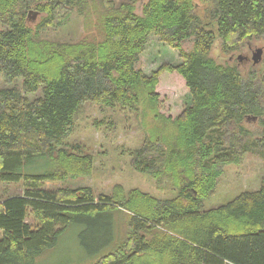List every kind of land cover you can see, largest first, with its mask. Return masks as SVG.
<instances>
[{"label":"trees","instance_id":"obj_1","mask_svg":"<svg viewBox=\"0 0 264 264\" xmlns=\"http://www.w3.org/2000/svg\"><path fill=\"white\" fill-rule=\"evenodd\" d=\"M199 1L207 5L203 17L194 0H148L141 15L130 1L99 0L108 12L101 39L70 44L41 40L39 33L59 27L86 0H0V75L9 85L0 88V182L23 187L21 196L0 202V264H35L73 225L79 246L99 255L114 242L117 210L128 212L125 235L93 264H264V180L258 191L203 209L223 166L248 153L264 158V71L256 80L210 58L216 40L223 54L264 40V0ZM32 15H43L34 29L27 26ZM151 36L180 62L146 76L136 64ZM186 41L190 51L182 48ZM164 73L182 78L190 105L173 120L155 115V127L131 153V167L159 190L170 184L175 198L121 187L110 196L44 187L91 173L89 155L62 147L82 105L144 118L142 107L156 110ZM248 120L257 121L262 139H249Z\"/></svg>","mask_w":264,"mask_h":264},{"label":"rangeland","instance_id":"obj_2","mask_svg":"<svg viewBox=\"0 0 264 264\" xmlns=\"http://www.w3.org/2000/svg\"><path fill=\"white\" fill-rule=\"evenodd\" d=\"M126 1L133 3L135 14L141 15L142 6L148 0H114L116 5ZM194 2L197 5L196 12L203 17L207 5H203L199 0ZM107 13L99 0H86L78 9H73L59 27L40 32V39L70 44L89 40L99 41L103 33V19ZM42 17L43 15L30 16L27 26L34 29ZM210 26L215 30L214 24ZM182 48L190 51L192 43L186 41L182 44ZM256 49L262 50V57L258 64L253 65L252 55ZM238 57H241L240 61ZM210 58L218 64H234L242 76L246 77L252 73L257 80L264 71V40L245 41L237 50L228 54L222 53L220 41L216 40L211 48ZM179 62L175 50L159 43L151 36L136 67L144 75L149 76L165 63L176 66ZM6 86L9 87L0 75V88ZM155 92L158 95L156 110L150 111L147 107H142L141 109L147 112L144 118V113L141 116L119 107L109 109L94 103L82 105L74 118L72 132L64 140L62 147L70 153L89 155L92 162L91 173L89 176L68 179L61 183H46L44 187L48 190L90 188L95 196L99 194L110 196L117 187H121L126 193L137 189L157 199L175 198L178 192L170 184L164 185V188L159 190L149 176L139 174L131 167V153L141 148L145 135L155 127L157 123L155 115L159 114L173 120L190 105V93L185 82L176 73L162 74ZM36 96L38 94L30 97ZM243 127L250 132L249 139L263 138V131L257 126L256 120L245 121ZM222 170L214 194L203 202L205 211L223 206L241 193L258 191L264 180V158L248 153L237 163L223 166ZM35 171L36 165L28 169V172ZM22 194V183L0 182V202ZM127 217L126 211L117 210L111 213L114 242L99 255L87 254L79 246L80 229L73 225L65 230L53 248L37 257L35 264L95 263L100 256L113 251L116 244L122 240L126 232ZM26 222L31 228L36 227V222L31 217H28Z\"/></svg>","mask_w":264,"mask_h":264},{"label":"water","instance_id":"obj_3","mask_svg":"<svg viewBox=\"0 0 264 264\" xmlns=\"http://www.w3.org/2000/svg\"><path fill=\"white\" fill-rule=\"evenodd\" d=\"M262 57V50L261 49H256L255 52L252 55V63L253 65L258 64L261 61ZM239 61L241 60V57L237 58Z\"/></svg>","mask_w":264,"mask_h":264}]
</instances>
